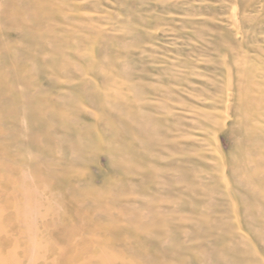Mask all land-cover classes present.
I'll use <instances>...</instances> for the list:
<instances>
[{
  "label": "rangeland",
  "instance_id": "1",
  "mask_svg": "<svg viewBox=\"0 0 264 264\" xmlns=\"http://www.w3.org/2000/svg\"><path fill=\"white\" fill-rule=\"evenodd\" d=\"M244 2L0 0V264H264V113L232 127L240 59L264 66Z\"/></svg>",
  "mask_w": 264,
  "mask_h": 264
},
{
  "label": "bare ground",
  "instance_id": "2",
  "mask_svg": "<svg viewBox=\"0 0 264 264\" xmlns=\"http://www.w3.org/2000/svg\"><path fill=\"white\" fill-rule=\"evenodd\" d=\"M242 1H245L244 3H245V5H247V6H249L250 5V1L251 0H242ZM248 60H249V57L248 56H246V55H243V57H242V59H240V61H239V63H238V65H237V67H238V72L239 73H236V74H238V80H239V83H238V85H237V87H236V90H237V95H236V99H237V104H236V106L234 107V109H235V112L237 111V114H239V118L237 119V120H235L233 123H232V127H234V126H236V127H238V128H249L250 127V122H251V120H253L254 118H256V117H258V118H260L262 115H263V113H264V103L262 102V101H264L261 97H260V95H258V97L256 98V97H254V96H251L250 95V93L249 92H246L244 89H246V88H248V86H251V85H255V84H257L256 83V81L257 80H259L258 81V84H260V85H262V86H264V66L263 65H261V62H260V60H259V63L260 64H258V65H255V64H248ZM251 61V60H250ZM235 62V61H234ZM235 65V64H234ZM261 65V66H260ZM234 68H236V66L234 67ZM233 72H235V71H233ZM235 74V73H234ZM235 74V75H236ZM246 80H249L250 82L249 83H247V84H245V81ZM254 80V81H253ZM236 82V81H235ZM238 82V81H237ZM135 88V87H134ZM264 88V87H263ZM258 92H259V94H261V95H263L264 94V89L262 90V88H257L256 89ZM228 99V98H227ZM105 103V102H104ZM112 104V106H113V103H111ZM107 105H109V104H107ZM111 106V107H112ZM110 107V109L111 110H115V109H113V107L111 108ZM115 107V106H114ZM237 109V110H236ZM119 110V109H118ZM120 111V110H119ZM116 112H118V111H115V113ZM122 111H120V113H121ZM114 113V112H113ZM119 113V112H118ZM124 113V112H123ZM138 113V112H137ZM141 114V113H140ZM138 115V114H137ZM125 116H127V115H124V117ZM205 116V115H204ZM137 117V116H136ZM126 118V117H125ZM207 118V117H206ZM126 119H128L129 120V118H126ZM141 119V118H140ZM73 120V119H72ZM130 123H131V119H130V121H129ZM134 121H132V123H133ZM146 122H148V121H146ZM138 123V122H137ZM140 124H141V122H140ZM144 124H145V122H143V128L145 127L144 126ZM148 124V123H147ZM146 124V125H147ZM121 125V124H120ZM134 125H136V123L134 124ZM133 125V126H134ZM139 125V124H138ZM149 125V124H148ZM148 125H147V127H148ZM140 126V125H139ZM134 127H136V129L138 128L137 126H134ZM146 127V128H147ZM135 129V132L138 134L139 132H137V131H140V127L138 128V130H136ZM142 129V128H141ZM145 129V128H144ZM122 131V130H121ZM144 130L142 129V132H143ZM145 132V131H144ZM146 132H147V130H146ZM126 134V132L124 133V135ZM140 134V133H139ZM144 134H146V133H144ZM154 134H156V133H154ZM153 134V132H152V135L155 137V135ZM152 135H151V137H152ZM158 135V134H157ZM156 135V136H157ZM136 137V136H135ZM158 138V137H157ZM134 140H136L137 141V139H135L134 138ZM148 140V139H147ZM254 140V139H253ZM149 141H150V139H149ZM84 142H85V140H84ZM144 142V141H143ZM256 140L255 141H253V144H252V146L255 144V146H256ZM260 142V141H259ZM247 143H249L250 145H251V143L250 142H247ZM79 144V146H81L80 145V142L78 143ZM245 144H246V142H245ZM248 144V145H249ZM251 146V147H252ZM254 147V146H253ZM252 147V148H253ZM257 147V146H256ZM249 148H250V146H249ZM247 149V148H246ZM253 152V151H252ZM249 153H250V151H249ZM249 153H248V156H249ZM246 155H247V152L245 153ZM253 158V157H252ZM120 159V158H119ZM122 159V158H121ZM249 160V159H248ZM246 161V160H245ZM251 161V160H250ZM119 162V161H118ZM237 164L235 165V167H233V172H234V176H236L237 177V181L239 182V184H240V186L246 191V192H250V194L252 195V194H259V195H261V193L259 192V191H257L256 189H254L253 188V186H252V184L254 183V181L256 182V181H260V182H262L263 180L260 178V177H258V176H249L248 175V173H249V171L251 170V168L250 167H248V166H245V165H243V164H241V163H238V162H236ZM246 164V163H245ZM262 167V166H261ZM260 167V168H261ZM261 171V170H260ZM258 172V171H257ZM241 173H243V174H241ZM256 173V172H255ZM259 174V173H258ZM175 177V176H174ZM262 177V176H261ZM178 178V177H177ZM264 179V178H263ZM1 181V180H0ZM262 187V186H261ZM2 187H0V189H1ZM0 193H2L1 191H0ZM33 193V192H32ZM31 193V194H32ZM2 195H3V193H2ZM24 195V194H23ZM243 195V194H242ZM28 196V195H27ZM30 196V195H29ZM256 196V195H255ZM31 197V198H30ZM28 199H30V201H31V199H33L34 197L31 195ZM33 197V198H32ZM3 198V197H2ZM2 198H0V199H2ZM27 198V197H26ZM25 198V199H26ZM5 200V199H4ZM0 201H2V200H0ZM6 201V200H5ZM4 201V204L6 203ZM27 202H28V200H27ZM256 202V201H255ZM19 203H21V202H19ZM26 203V202H25ZM31 203H34V202H31ZM2 204V203H1ZM8 204V203H7ZM6 204V205H7ZM12 204V203H11ZM24 203L22 202V204H20V205H22L23 207H26V205L24 206L23 205ZM15 205H17V204H15ZM19 205V206H20ZM28 205V204H27ZM32 205V204H31ZM2 206V205H1ZM18 206V207H19ZM29 206V205H28ZM41 206V205H40ZM22 207V208H23ZM258 207V206H257ZM6 208V207H5ZM5 208H1L0 207V216H1V209H3L2 211L4 212L5 210ZM9 208H11V207H9ZM13 208H17V206H15L14 207V204H13ZM259 208V207H258ZM8 209V208H7ZM12 209V208H11ZM21 208L19 207V209H18V211L20 210ZM47 209V208H46ZM257 209V208H256ZM259 209H261V208H259ZM15 210H17V209H14V210H12V211H14L15 212V214H17L16 213V211ZM28 210V209H27ZM26 210V211H27ZM48 210V209H47ZM56 211H57V209H55ZM17 211V212H18ZM34 211V210H33ZM22 212H24L23 211V209H22ZM21 212V213H22ZM255 212H257V211H255ZM26 213V212H25ZM31 213H34V212H31ZM39 216V219H40V215H41V213H39V212H36ZM57 213V212H56ZM14 214V213H13ZM12 213H11V215H13ZM14 214V215H15ZM18 214H20V212L18 213ZM36 214V215H37ZM47 214V213H46ZM55 214V213H54ZM256 214V213H255ZM21 215V214H20ZM23 215V214H22ZM25 215H27V213L25 214ZM43 216H44V214H42ZM56 215V217H57V214H55ZM65 215H67V214H65ZM32 216V215H31ZM43 216L41 217V219H43ZM47 216V215H46ZM23 217V216H22ZM26 217V216H25ZM24 217V218H25ZM37 217V216H36ZM37 217V218H38ZM141 217V216H140ZM100 219V218H99ZM16 219H14V221H15ZM0 222H1V220H0ZM19 222V221H18ZM17 222V223H18ZM25 222V221H24ZM30 222V221H29ZM28 222V223H29ZM264 222V221H263ZM262 222V223H263ZM14 222H12V224H13ZM16 223V224H17ZM5 224V223H4ZM27 224V223H26ZM14 225V224H13ZM12 225V226H13ZM51 225V224H50ZM54 225V224H53ZM29 226V225H28ZM36 225H34V226H32L33 228L35 227ZM44 226H46V225H44ZM10 227H11V225H10ZM31 227V226H30ZM28 228V229H31V228ZM1 228H3V226L1 227ZM14 228V227H13ZM16 228V227H15ZM48 228V227H47ZM252 228V227H251ZM255 228H257V230H258V227H253V229H255ZM3 229H6L5 228V226H4V228ZM27 229V228H26ZM37 229V227H35L34 228V230H36ZM7 230V229H6ZM5 230V232H7ZM10 231H11V228L9 229ZM16 230V229H15ZM38 230V229H37ZM32 232V231H31ZM38 232H40V231H38ZM1 233V232H0ZM8 233V232H7ZM150 233V232H149ZM12 234V233H11ZM7 235V234H6ZM10 235V234H9ZM1 236V235H0ZM20 236V235H19ZM32 236H34V235H32ZM152 236V235H151ZM13 237V236H12ZM11 237V238H12ZM166 238V237H165ZM1 239V238H0ZM4 239V238H3ZM2 239V240H3ZM5 239H7V238H5ZM4 239V240H5ZM12 239H14V238H12ZM34 239L35 238H33L32 240H33V242H34ZM2 240H0V241H2ZM164 240V239H163ZM261 240L262 241H264V236H262L261 237ZM37 241V240H36ZM167 241V240H166ZM166 241H164V242H166ZM32 242V241H31ZM162 242V241H161ZM2 243V242H1ZM0 243V250H1V247L2 246H5L6 244H8V241L7 240H5L4 242H3V245ZM15 244H17L16 242H15ZM9 245H11L12 246V244H8V246ZM32 244H30V246H31ZM208 246V245H207ZM203 247V246H202ZM20 248H22L21 246L18 248V249H20ZM173 248V247H172ZM17 249V250H18ZM208 249V248H207ZM210 249V248H209ZM15 250H16V247H15ZM178 250V249H177ZM203 250V249H202ZM211 250V249H210ZM3 251H5L4 249H3ZM206 251V250H205ZM2 253H4V252H2ZM11 253H14L13 255H15V251L13 252V251H11ZM203 253V252H202ZM206 253H208V251L206 252ZM5 254V253H4ZM12 255V256H13ZM17 255V254H16ZM204 255V254H203ZM43 256V255H42ZM1 257H4V255L2 256L1 255ZM20 257V256H19ZM44 257V256H43ZM36 258V257H35ZM38 258H40V256L38 257ZM211 258V257H210ZM37 259V258H36ZM43 259V258H42ZM39 260V259H38ZM10 263L11 262H13V261H9ZM9 262H7V263H9ZM78 264H104L103 262H101V259L100 260H98L97 259V261H96V259L95 258H88L86 261H83V262H80V263H78Z\"/></svg>",
  "mask_w": 264,
  "mask_h": 264
}]
</instances>
